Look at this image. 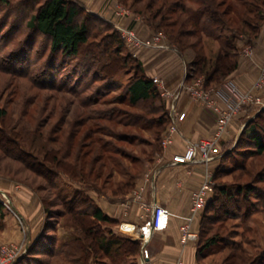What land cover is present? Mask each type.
I'll list each match as a JSON object with an SVG mask.
<instances>
[{
    "label": "rangeland",
    "instance_id": "obj_1",
    "mask_svg": "<svg viewBox=\"0 0 264 264\" xmlns=\"http://www.w3.org/2000/svg\"><path fill=\"white\" fill-rule=\"evenodd\" d=\"M21 1L11 0L9 9L0 3V18L6 11H12L10 20L14 23H22L24 13H18L15 9ZM25 1H27L25 5L27 8L33 4V0ZM112 1L114 2V8H112L114 13L111 22L125 27L123 21L131 16L136 19L139 17L145 21L144 17L136 14L137 12L145 13L146 18L149 15L152 16L154 12H161L162 15L166 14L170 7L169 4L174 0ZM217 1L223 4L221 7L222 11L227 9L229 3L232 2L230 0ZM118 7L125 8L130 14L125 16V18L118 19L116 17ZM22 10L23 8L20 9V11ZM230 14L229 18L230 16L237 17L234 11H231ZM175 18L176 15H170L168 23L171 24V21L175 20ZM157 22H160V19ZM92 24V26H96V29L91 32L92 36L97 32L101 33V37L97 39L98 42H101L105 35L112 33L96 20ZM125 28H130V26ZM105 29L106 32L104 31ZM130 29L134 30L133 28ZM183 29L182 23H179L178 26L174 27V29H169V31H173L176 37L178 32ZM155 31L153 37L160 38V42L164 46L163 49L173 47L178 51V48L169 40L170 34L162 30ZM29 33L30 31L26 30L24 26L14 43L8 45L4 41L6 34H0V130H6L12 137V139H9L10 143L6 146H9L14 154L20 155L22 151L25 152L18 158L19 160H16L11 158V155L1 148L2 145L0 146V202L5 206V215L0 218V256L2 255L1 250L5 246L11 247L15 245L21 249L32 246L46 232L45 227H47L48 233L44 234L46 237L43 243L47 244L46 238H50L49 236L52 235L51 229L56 226L55 231H61L58 247L62 246L70 237V233H72V230L67 227L71 226L70 217L66 215V209L62 204L72 200L80 193L86 194L90 199H93V195H115L118 184L128 179V177L123 175L122 170L128 168L132 169L133 172L139 168L132 167L130 161L122 159L120 153L141 156L143 151L148 153L154 148L150 145H143L141 141L135 142L133 145L124 141V138H129L132 135H140L143 140H155V134L151 130L139 131L133 126H127L129 122L134 124L136 116L146 112V105H142L138 110H135L128 105L111 104L113 99L125 95V88H120L119 84L122 82L125 84L130 76L134 74L136 65L133 62L126 66V72L120 74L116 85L106 87L103 82L94 83L92 90L87 93L95 98L100 94L101 99L106 101L107 105L84 109L80 104L81 98H76L70 93L56 92L46 89L47 87H39L40 83L50 82L52 79L51 74H48L45 79L41 77L44 64L49 56L50 43L44 36L34 34L31 39L33 43L32 50L31 48L28 50L24 45L20 51H17L16 47H19L17 45L22 41L28 40V35L26 36V34ZM197 40L194 38L186 40V51L183 54H186L190 63L195 54L190 45L197 42ZM205 41V53L210 60L211 58L214 59L220 49V45L212 40L205 39ZM128 50L132 55L135 52H132L129 48ZM28 53L31 54L32 60V68L29 69V75L36 78L35 82L37 83L26 77L18 76L28 71L25 70L26 67L21 61ZM40 54L44 55L43 61L40 59L38 61ZM67 61L68 65L61 71L64 77L56 75L58 84H60L59 82H67L68 77L72 76L74 72V67L80 64L78 60ZM208 69L211 70V68ZM78 70L82 72L81 69ZM85 74L78 79L81 80L80 82L83 83V86H87L93 76V74H90L88 79H83ZM76 79L74 78V80ZM198 81H203L205 89L209 90H216L215 88L221 85L216 82L207 85L203 75L194 77L189 83L194 84ZM102 88H106L105 91H102ZM88 95H85V97ZM164 101L167 104L165 99ZM253 105L245 106L242 109L249 110L250 116L244 119L245 124L255 118L260 110L264 109L261 106L256 105V108ZM1 111H4V117H1ZM169 113L168 110V118L172 120ZM162 114L165 113L160 112L158 116ZM110 119H113V122L105 121ZM80 120L92 121L82 125L79 123ZM120 120H123V123H118ZM97 126H102L106 130V135L103 134L101 137V135L95 133L87 140L90 129ZM240 135L228 147L231 158L226 159L225 166L222 164V159L219 162L218 168L220 167V170L225 168L226 170L220 171L216 182L219 186L231 188L233 194L237 191L239 185L252 186L256 190L255 193H257L256 198L252 199V207H256L259 204V207L262 208L261 205H264V153L263 155L254 153V148L241 145L239 141ZM97 138H102L106 144L103 157L99 156L100 152L97 150L101 144L94 145L91 143L92 139ZM56 155L60 161L70 162L71 167H75V171H77L76 173L80 178L74 181L55 170L57 175L50 177L53 178L55 187L51 188V180L48 181L46 176H44L45 173L43 172L45 170L41 164L44 161L53 167V157ZM30 156L38 158L42 162L37 164L35 163L37 161H32L31 158L29 160ZM106 158L110 159L107 161L105 160ZM119 163L122 164L123 169L118 167ZM232 166L235 170L230 173L228 169H231ZM67 167L72 170L68 165ZM242 167L245 168L246 172L249 170L250 173L247 174L241 171ZM141 170H143V167ZM258 196L259 199L257 198ZM217 199L215 204L217 207L212 212V214L217 215L216 221L213 223L209 221L205 226L206 229L212 228L211 231L213 230L214 233L217 231L222 232V238L221 242L214 247L215 251L211 252L214 254L205 258L202 264H231L229 263V256H231L232 251L229 249L234 248L238 244L245 245V248L250 250V258L252 257L254 261L260 260L261 256L258 255L264 251V213L251 212L253 216L247 221L245 216L248 214L249 209L247 211L241 196L234 200H229L228 197L221 196L218 193ZM44 202H46V206ZM238 202L240 207L237 206ZM39 210H42V217L38 213ZM226 215L239 217V219L233 218L232 220L221 221L225 219ZM41 221L43 222L41 223ZM250 226L253 229L245 234V229L249 230ZM233 244L236 245L233 246ZM36 256L35 253L32 254V258L35 259L37 258ZM254 256H258L257 259ZM40 260L49 261L50 259L42 257ZM232 260L234 261V259ZM257 262L259 264L262 263L261 261ZM52 264L73 263L53 259ZM92 264H110V261L105 259V261L100 262L94 261Z\"/></svg>",
    "mask_w": 264,
    "mask_h": 264
},
{
    "label": "trees",
    "instance_id": "obj_2",
    "mask_svg": "<svg viewBox=\"0 0 264 264\" xmlns=\"http://www.w3.org/2000/svg\"><path fill=\"white\" fill-rule=\"evenodd\" d=\"M230 1L232 2L229 3L228 8L224 11L221 10L223 4L217 0H174L169 4V10L164 15L161 12H154L152 16L149 15L146 18L145 13L137 12L136 14L144 17L145 22L155 30H162L170 34V42L182 54L186 51V40L192 38L198 39L197 42L190 45V48L195 51V54L189 65V75L186 80L188 83L194 77L203 75L207 85L212 82L223 84L238 68L239 49L237 41L240 36L247 35L251 39H256L264 24V0ZM0 3L8 9L11 6V0H0ZM26 4L27 1L24 2L22 0L19 2V6L15 8L18 13H24L22 23H14L10 20L12 11L5 12L0 18V34H6L4 41H6L7 45L12 44L25 26V29L30 31L29 34H26V36L28 35V40L19 43L17 45L19 47H16L17 49L15 48L17 51H20L24 45L28 50L31 47L33 48L31 39L34 37V34H40L49 41V56L44 64L41 77L45 79L48 74H51L52 79L50 82L44 80L45 82L40 83L41 85L39 87H47L46 89L56 92L70 93L76 98H81L80 104L84 109L107 105V102L101 99L100 94L97 98L87 94L92 90L93 84L103 82L106 87L114 86L118 83L117 80L120 74L127 71V65L132 62L136 65L135 72L130 76L129 80L125 84L123 82L119 84L120 88H125V95L113 99L111 104L128 105L135 110H138L142 105H146V112L136 116L134 124L127 122V126H133L139 131L151 130L155 134V140H143L140 135H132L129 138H124V141H127L130 145L141 141L143 145L154 147L148 153L143 151L141 156L120 153L122 159L130 161L132 167H139L132 172V169L127 168L125 170L121 163L118 164V167L123 169V175L128 177V179L118 184L115 195L128 193L134 187L135 181L140 176L144 163L150 160L155 152L160 150L162 133L169 126L168 106L162 98L159 89L153 80L146 77L141 63L129 52L125 41L113 23L104 20L98 15L89 13L82 5L73 0H33V4L28 8L25 7ZM21 8H23L22 11H20ZM231 11H234L237 17L230 16L229 18ZM170 15H176L175 20H172L171 24L168 23V17ZM158 19H160V22H157ZM183 19H185L184 22ZM25 20L26 22H24ZM94 20L100 22L107 30L109 29L112 32L105 35L101 42L97 41L101 37L100 32H97L93 36L91 33L92 30L96 29L95 25L92 26ZM179 23H182L184 29L178 32V36L175 37L173 31L170 32L169 29H174ZM106 29L104 30L105 32ZM205 39L212 40L220 45V49L214 59L211 58L210 60L205 53ZM40 55L38 61L39 59L43 61L44 55ZM67 60H78L80 64L74 67V72L72 76L68 77L67 82H59L60 84H58L56 75H60L62 78L64 77L61 71L68 65ZM21 61L24 67H26L25 70L28 71L18 76L26 77L32 82H35L36 78L29 75V69L32 68L31 54L28 53ZM208 68H211V70ZM78 69H81L82 72H79ZM84 73L86 74L83 79H88L89 75L93 74L87 86H83V83L80 82L81 80H78L82 78ZM74 78H77V81ZM105 89L102 88V91H105ZM98 91L96 92L99 93ZM85 95L88 96L85 97ZM160 112H164L165 114L158 116ZM4 115V111H1V117H4ZM150 116L152 117L149 118ZM88 121L92 120H80L79 123L83 125ZM105 121L113 122V119ZM118 123H123V120L118 121ZM101 129H103L102 126L90 129L87 140L90 139L91 135H95V133L101 135V137L103 134L106 135V130ZM9 139H12L10 134L6 130H0L1 148L11 155V158L19 160L18 158L25 152L22 151L20 155L14 154L11 151L12 149L6 146L10 143ZM239 141L241 145L254 148V153L263 155L264 109L260 110L255 118L246 123ZM91 143L94 145L101 144L97 150L100 152L99 156L103 157V152L105 153L106 148L103 139H92ZM229 153L227 152L222 157V164L224 166L226 159L231 158ZM30 158L32 161H37L35 162L37 164L42 162L40 159L32 156L29 157V160ZM109 159L106 158L105 160L108 161ZM53 162V167L44 161L41 164L45 170L43 172L45 173L44 176H46L48 181L51 180V188L55 187L53 178H50L51 176L57 175L55 170L74 181L80 178L76 173L77 171H75V167H71L70 162L60 161L57 155L53 157ZM224 170L226 169L221 168L220 170L219 167L214 174L215 186L213 195L201 218L199 239L197 241V257L202 263L205 258L214 254L211 252L215 251L214 247L221 242L222 238V232L217 231L214 233L213 230L211 231L212 228L206 229L205 226L209 221L212 223L216 221L217 215L212 214V212L217 207L215 204L218 200V193L221 196L228 197L229 200H234L238 196H241L247 211L249 209L248 214L245 216L247 221L253 216L251 212L264 213V205H261L262 208L259 207V204L256 207H252V199L256 198L257 194L255 193V188L252 186L239 185L237 191L233 194L231 188L217 185V176L220 171ZM228 170L232 173L235 169L232 166ZM241 171L247 174L250 173L249 170L246 172L244 167L241 168ZM257 198L259 199V196ZM44 204L46 206V202ZM62 206L65 207V213L70 217L71 221V226H67L73 232L70 240L58 247L54 236L56 226H54L51 229L53 236L51 235L49 236L50 238H46L47 244H44L43 242L46 237L44 234L46 232L48 233L47 227H45L46 232L32 246H29L28 253L21 257L15 264H52L53 259L56 261L65 260L73 264H92L94 261L100 262L105 261V259H108L110 264H138V257L141 251L140 243L117 235L113 230L115 225L114 220L106 216L93 199H90L84 193H80L72 200L64 202ZM237 206L240 207L239 202ZM4 215L5 206L0 202V218ZM233 218L239 219V217H229L226 215L225 219L221 221H228ZM252 229L251 226L249 230L245 229V234ZM235 245L233 244V246ZM229 250L232 251L231 256H229V263L231 264H257V261H261L262 263L260 264H264V251L258 255L261 256L260 260L254 261L252 257L250 258V250H247L245 245L238 244ZM33 253L37 255V258H32ZM258 256L254 257L257 259ZM38 257H48L50 260H40Z\"/></svg>",
    "mask_w": 264,
    "mask_h": 264
},
{
    "label": "crops",
    "instance_id": "obj_3",
    "mask_svg": "<svg viewBox=\"0 0 264 264\" xmlns=\"http://www.w3.org/2000/svg\"><path fill=\"white\" fill-rule=\"evenodd\" d=\"M73 1L82 5L89 13L98 15L106 21H112L114 13L112 0ZM123 23L125 27L133 28L143 39H151L156 32L139 17L136 19L131 16ZM237 44L239 49L238 68L224 84L217 86L214 92V98L224 108H231L236 95L252 90L259 79L261 66L264 62V24L256 39L242 35ZM247 47L253 49V56L248 57L244 54ZM134 57L141 63L147 78L162 79L171 90H177L181 83L188 78L189 59L186 54L179 53L173 47L141 49L136 52ZM256 95L264 101V86L261 90L256 91ZM253 106L257 108L256 105ZM177 109L181 113H186V120L178 124L180 134L175 136L174 144L167 149H164L160 142V150L144 163L143 170L135 181L134 187L128 193L92 196L100 210L114 220L113 229L117 235L140 243L141 251L138 264H143L144 248L149 250L150 255L144 264H176L179 260H182L184 264H202L197 257L198 243H190L187 246L182 243L181 227L184 220L181 217L189 216L193 194L199 190L208 172L213 174L216 172L223 155L229 151V145L243 131L246 125L244 119L250 116L249 110L244 109L232 121L227 133L220 141L218 154L209 164L187 163L173 166L174 156L183 154L189 144H197L212 138L217 129L216 114L193 102L188 94L181 96ZM171 123L172 120H169V126ZM165 132L164 130L162 136ZM157 171L159 172L158 177L155 180L153 178L150 180L148 175H153ZM155 203L166 207L175 216L170 218L169 225L165 230L153 232L146 242L143 238L150 229V209ZM38 213L42 217V210H39ZM201 218L194 223V230L197 232L200 231ZM126 226L135 227V231L126 229ZM57 232L54 233V236L58 246L61 231ZM72 235L73 232L70 233L68 240Z\"/></svg>",
    "mask_w": 264,
    "mask_h": 264
},
{
    "label": "built area",
    "instance_id": "obj_4",
    "mask_svg": "<svg viewBox=\"0 0 264 264\" xmlns=\"http://www.w3.org/2000/svg\"><path fill=\"white\" fill-rule=\"evenodd\" d=\"M129 11L125 8L118 7L116 10V17L118 19L125 18L129 15ZM113 23V22H112ZM114 26L120 32L123 40L125 41L127 47L132 50L133 55L136 56V52L141 49L149 48H164L160 42L159 37H153L152 39L141 38L134 30L130 28H125L124 26L113 23ZM244 54L248 57L253 56V49L247 47L244 50ZM155 85L159 89V92L163 99L167 101V106L169 110V116L172 119V123L167 128L165 134L162 136L161 145L164 149L171 147L174 144L175 136L180 134L178 127L179 123L186 120V113H181L178 111V102L182 95L188 94L193 102L199 104L209 110H212L217 116V129L214 136L210 139H205L197 144H189L188 148L183 154L174 156L172 160V165H183L187 163L191 164H209L213 161L218 154V146L223 136L227 133L228 128L232 121L237 117V115L242 111L245 106L257 105L264 108V101H262L256 95V91H259L264 86V62L261 66V72L259 79L255 83L252 90L247 93L236 95L234 105L231 108L222 107L218 101L214 98V89H205L203 81H198L197 83L190 84L187 81L181 83L177 90H171L167 87L162 79H153ZM159 172H155L153 175H148V178L158 177ZM153 176V177H152ZM215 186L214 174L208 172L205 179L199 188L191 198V211L189 216L181 217L184 220V224L181 227L182 233V243L187 246L190 243H195L199 239V232L194 230V223L197 219L201 218L205 212L211 198L213 195V189ZM151 226L149 231L145 234L143 238L144 241L148 242L149 238L152 236L153 232L163 231L168 225L170 218L175 215L166 207L155 203L151 206ZM124 227V225H122ZM126 229L135 231V227L126 226ZM29 247L24 249L18 246L3 247L2 255L0 256V264H15L21 257L28 253ZM149 250L147 248L143 249L142 257L143 264L146 259L149 258ZM176 264H184L182 260H179Z\"/></svg>",
    "mask_w": 264,
    "mask_h": 264
}]
</instances>
